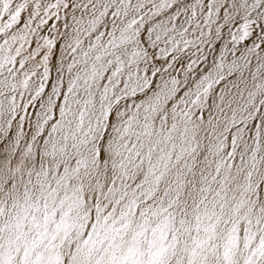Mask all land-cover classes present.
Returning <instances> with one entry per match:
<instances>
[{
	"label": "snow or ice",
	"instance_id": "6c2138e0",
	"mask_svg": "<svg viewBox=\"0 0 264 264\" xmlns=\"http://www.w3.org/2000/svg\"><path fill=\"white\" fill-rule=\"evenodd\" d=\"M0 264H264V0H0Z\"/></svg>",
	"mask_w": 264,
	"mask_h": 264
}]
</instances>
